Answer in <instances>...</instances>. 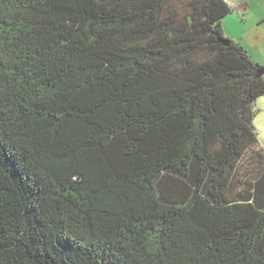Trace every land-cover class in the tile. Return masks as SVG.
<instances>
[{
    "label": "trees",
    "instance_id": "1",
    "mask_svg": "<svg viewBox=\"0 0 264 264\" xmlns=\"http://www.w3.org/2000/svg\"><path fill=\"white\" fill-rule=\"evenodd\" d=\"M231 12L0 0V264H264V67Z\"/></svg>",
    "mask_w": 264,
    "mask_h": 264
},
{
    "label": "rangeland",
    "instance_id": "2",
    "mask_svg": "<svg viewBox=\"0 0 264 264\" xmlns=\"http://www.w3.org/2000/svg\"><path fill=\"white\" fill-rule=\"evenodd\" d=\"M232 7L222 26L225 35L242 44L264 67V0H226ZM253 125L258 136V146L264 149V96L254 103Z\"/></svg>",
    "mask_w": 264,
    "mask_h": 264
},
{
    "label": "crops",
    "instance_id": "3",
    "mask_svg": "<svg viewBox=\"0 0 264 264\" xmlns=\"http://www.w3.org/2000/svg\"><path fill=\"white\" fill-rule=\"evenodd\" d=\"M262 18H263V20H264V14H263V16H262ZM264 22V21H263ZM242 45V44H241ZM249 52V51H248ZM253 57V56H252ZM255 60V59H254ZM257 62V61H256Z\"/></svg>",
    "mask_w": 264,
    "mask_h": 264
},
{
    "label": "water",
    "instance_id": "4",
    "mask_svg": "<svg viewBox=\"0 0 264 264\" xmlns=\"http://www.w3.org/2000/svg\"><path fill=\"white\" fill-rule=\"evenodd\" d=\"M226 44H228V42H226ZM262 74H264V70H263Z\"/></svg>",
    "mask_w": 264,
    "mask_h": 264
}]
</instances>
